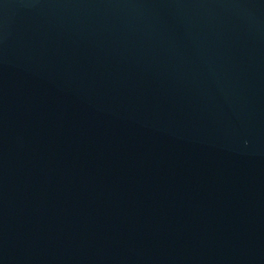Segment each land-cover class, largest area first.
I'll list each match as a JSON object with an SVG mask.
<instances>
[{
    "label": "water",
    "instance_id": "obj_1",
    "mask_svg": "<svg viewBox=\"0 0 264 264\" xmlns=\"http://www.w3.org/2000/svg\"><path fill=\"white\" fill-rule=\"evenodd\" d=\"M0 264H264V0H0Z\"/></svg>",
    "mask_w": 264,
    "mask_h": 264
}]
</instances>
